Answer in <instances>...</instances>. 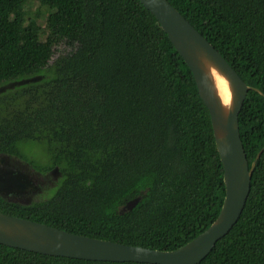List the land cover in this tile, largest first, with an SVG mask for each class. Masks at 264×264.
<instances>
[{
    "label": "trees",
    "instance_id": "16d2710c",
    "mask_svg": "<svg viewBox=\"0 0 264 264\" xmlns=\"http://www.w3.org/2000/svg\"><path fill=\"white\" fill-rule=\"evenodd\" d=\"M169 1L251 87L239 115L251 166L264 147V0ZM31 2L48 11L44 25L39 10L29 15ZM37 75L0 93V156L46 178L58 167L56 181L29 202L0 195V212L160 250L185 245L216 220L225 181L210 111L141 0H0V86ZM31 143L47 150L43 162L29 155ZM0 264L152 263L0 243ZM199 264H264V151L240 219Z\"/></svg>",
    "mask_w": 264,
    "mask_h": 264
},
{
    "label": "water",
    "instance_id": "95a60500",
    "mask_svg": "<svg viewBox=\"0 0 264 264\" xmlns=\"http://www.w3.org/2000/svg\"><path fill=\"white\" fill-rule=\"evenodd\" d=\"M159 20L177 51L193 72L199 93L207 105L224 168L225 198L216 220L197 237L174 250L139 245L69 232L31 219L0 212V243L54 256L114 262L152 264H199L216 243L226 236L240 219L251 191L252 165L242 141L239 115L251 87L216 47L169 0H141ZM219 71L230 86L231 99L225 104L218 91L212 69ZM40 75L0 86V93L38 81ZM0 195L23 192L30 188V176L19 171L8 156L0 159ZM58 167L52 170L57 175ZM129 201L123 210H131L140 201Z\"/></svg>",
    "mask_w": 264,
    "mask_h": 264
},
{
    "label": "rangeland",
    "instance_id": "374dc122",
    "mask_svg": "<svg viewBox=\"0 0 264 264\" xmlns=\"http://www.w3.org/2000/svg\"><path fill=\"white\" fill-rule=\"evenodd\" d=\"M27 10L29 11V15L30 16H34V13H36L39 10L40 13L42 14L40 16L39 23L42 24V25L45 24L44 23V21H45L44 19L46 18L48 11L46 9H44V8H41L38 2L29 3L28 6H27ZM64 51H65V47L64 46L59 47V49H58V51H57V53L55 54L54 57H57V55L60 54V52H64ZM26 147L32 153V154H29V155L33 156L39 162H43L49 156V154H47V150L43 146H41L39 144L31 143V144H27ZM12 163H14V161H12ZM18 163L21 165V168L23 170L22 172L25 173L24 171H27V173L30 174L35 180H40L42 178H45L44 176H42L38 172H36L28 164H23V163H21V162L16 160L14 166L17 167V169L20 166ZM55 177H57V175H55V174H52L50 177H47L46 178V182L44 184H49L48 186L52 187L55 184V181H56ZM28 194H29L30 197H25L23 199L26 200V201H29V200L31 201V200L40 198L41 195L43 194V192L37 191V192H30Z\"/></svg>",
    "mask_w": 264,
    "mask_h": 264
},
{
    "label": "flooded vegetation",
    "instance_id": "af4514ba",
    "mask_svg": "<svg viewBox=\"0 0 264 264\" xmlns=\"http://www.w3.org/2000/svg\"><path fill=\"white\" fill-rule=\"evenodd\" d=\"M4 157V156H0V159ZM9 157V156H8ZM12 161H14V163H12L13 165H15V161H19L23 164H26L24 163L23 161L19 160V159H12L10 158ZM19 164V163H18ZM1 165V164H0ZM20 165V164H19ZM17 168V167H16ZM19 171H23L22 168H21V165L19 166L18 168ZM26 176H31L30 174L27 173V171H24ZM46 182V177L45 178H42L40 180H35L32 176H31V180H30V184L32 183V185H29L30 188L26 191H23V192H9L8 194H5L4 196L7 197L8 199L10 200H13V201H19V202H29V201H26L24 200L23 198L25 197H30L28 193L30 192H37V191H40L42 186L44 185V183ZM24 200V201H23Z\"/></svg>",
    "mask_w": 264,
    "mask_h": 264
},
{
    "label": "bare ground",
    "instance_id": "6f19581e",
    "mask_svg": "<svg viewBox=\"0 0 264 264\" xmlns=\"http://www.w3.org/2000/svg\"><path fill=\"white\" fill-rule=\"evenodd\" d=\"M214 79L218 88V91L225 104H228L231 99V91L228 80L216 69H212Z\"/></svg>",
    "mask_w": 264,
    "mask_h": 264
}]
</instances>
